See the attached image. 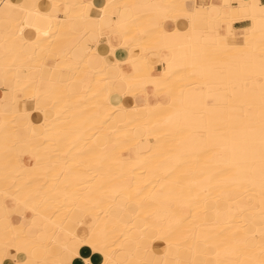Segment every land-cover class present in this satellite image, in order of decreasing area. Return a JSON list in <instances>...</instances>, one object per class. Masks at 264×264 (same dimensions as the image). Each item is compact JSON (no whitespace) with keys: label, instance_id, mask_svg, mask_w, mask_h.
Masks as SVG:
<instances>
[{"label":"bare ground","instance_id":"obj_1","mask_svg":"<svg viewBox=\"0 0 264 264\" xmlns=\"http://www.w3.org/2000/svg\"><path fill=\"white\" fill-rule=\"evenodd\" d=\"M104 1L110 5L107 17L124 22L122 28L113 24L111 29V36L121 37L119 46L111 44L108 29L101 34L93 23L105 15V5L98 8L94 0H10L38 5L44 13L51 12L53 4L60 6L61 14L54 13L56 19L38 21V43H25L27 35L24 40L12 35L15 26L5 24L0 6V30L10 47L7 53L0 51V79L7 89L3 100L13 104L12 110L5 111L0 100V208L5 210L7 192L9 199L17 197L31 211L39 229L44 228L43 236L30 235L25 214L19 215L18 223L0 226L1 260L6 264L7 240L21 249L19 260L57 264L87 235L91 242L106 247L113 264H154L148 255L156 253L157 242L164 248L159 252V264L190 258L214 264L215 251L205 248L202 238L220 233L230 237L232 229L224 221L231 219L233 225H239L240 216L229 208L249 200L259 205L260 195L258 183L218 185L235 169L226 168L217 158L219 149L201 150L200 129L206 121L227 114L218 111L210 116L207 108L222 110L224 101L205 104L204 98L222 95L216 85L224 80L230 82L228 92L235 93L229 107L239 106L247 93L242 87L248 84L245 69H258L264 31L257 22L255 30L247 32L251 23L236 27L235 22L240 21L236 20L229 32L233 11L222 6L234 8L251 0H223L216 5L212 0L215 11L198 0H190L192 8L187 6L189 0ZM4 2L0 0V5ZM120 9L129 16L120 15ZM9 15L19 13L9 9ZM85 15L91 20L82 19ZM180 19L187 21L186 29L179 28ZM24 32L35 40L33 28ZM91 35L109 39V53L102 55L99 67L88 62L100 45L96 39L83 61L77 62L71 55ZM131 49H138L139 55H130ZM194 51L203 55L193 57L190 53ZM170 63L173 67L168 70ZM46 66L73 76L61 81L47 79L42 75ZM201 85L208 88L202 92ZM255 87L258 97V85ZM150 94L154 99L146 100ZM181 96L183 104L173 103ZM26 101L32 103V109L23 107ZM185 111L190 117L187 127ZM33 114L41 118L38 125L44 132L40 135L33 133ZM237 131L241 134L236 141L238 159L243 163L246 132L243 125ZM107 137L111 140L105 141ZM24 142L35 156L32 166L24 164L18 150ZM210 185L211 193L205 198L201 189ZM222 191L235 196L225 198ZM197 193L200 198L192 205L193 216L186 218L182 205ZM14 214L16 210H10L6 218ZM244 216L254 217L255 222L247 232L237 233L241 249L259 244L258 236L245 240L260 227L258 208ZM192 234L199 238H188ZM217 250L223 264L235 259L231 246L221 245ZM97 254L103 264L104 253Z\"/></svg>","mask_w":264,"mask_h":264},{"label":"snow or ice","instance_id":"obj_2","mask_svg":"<svg viewBox=\"0 0 264 264\" xmlns=\"http://www.w3.org/2000/svg\"><path fill=\"white\" fill-rule=\"evenodd\" d=\"M4 9L5 24L8 26L14 25L15 30L12 35H18L21 40L27 35L28 39L24 40L25 43L31 41L32 43H38L41 34V28L38 21L43 20H53L56 19L54 15L58 5H51L52 11L48 13L41 12L38 5L35 4H14L10 0H6L2 5ZM110 5H105L103 12L104 16H98L97 20L93 21L94 24L98 25L99 32L103 34L105 29L109 30V39H111V29L113 24L116 28H122L124 22L122 20L111 21L107 20L108 8ZM81 7L88 8L91 5H82ZM225 8H230L233 11L232 19L228 22L227 26L229 32L232 31V23L236 20L249 21L251 27L246 31L251 32L255 30L257 22H259L260 28L264 31V0H251L249 3H240L239 5L233 6L225 5ZM9 9L13 10L19 15L10 16ZM194 15V14H193ZM84 20H91L90 16L85 15L82 17ZM167 19V17H165ZM107 21V22H106ZM57 23H62L57 20ZM25 28H33L35 30L36 38L32 40V36L24 32ZM48 32H43L44 36H47ZM166 35V34H163ZM247 46V45H245ZM193 57L197 55H203V52L190 53ZM194 66V61L193 65ZM173 65L169 64V69ZM246 79L248 84L242 87L247 88L246 98L240 102L238 107H229V104L233 101L235 93H229L230 82L220 80L217 82V91L222 93V95H209L204 98V103L208 104L211 101L222 99L224 101L225 107L222 110H217L214 107L207 108V112L210 116H216L218 111L226 113V116H221L220 118L210 119L202 124L200 129V148L202 151H207L211 149H219L216 154L217 158L221 160L225 167L228 169H235V172L230 175H225L221 181H218V185H245L250 184L259 186L260 202L259 205L253 203L251 200L243 205H236L235 207H230L229 211L233 214L240 216L239 225H233L231 219L224 221L225 225L232 229L231 236H225L224 233L218 234L217 237H203V243L205 248H211L215 251L217 260L214 264H223V261L219 259L221 253L217 249L221 246H231L232 255L235 257L230 264H264V51L261 52L259 56V65L256 71H250L245 69ZM256 85H258V97L256 93ZM203 92L207 85L200 86ZM209 91H211L209 89ZM173 103L183 104L184 101L181 97L174 98ZM189 114L187 111L184 112L185 127H187V121L189 119ZM177 119H180V110H177ZM243 125L246 135L244 136V162L241 163L238 159V147L237 138L241 135L237 128ZM205 198L211 193V185L201 189ZM5 204L4 209L7 216L10 210H20V205L23 203L17 197H11V208L8 203V193L5 192ZM159 195H165V193L160 192ZM221 196L232 199L235 196L234 192L222 191ZM199 193L196 195H190L189 200L185 201L183 206L185 217L191 218L193 216V203L199 200ZM206 202V201H205ZM26 208V205H25ZM259 211V229L252 233L247 239H255L259 237V244H251L245 246L244 249L238 246L241 240L238 238L237 233L240 231L247 232L249 225L255 222V218H246L244 213L256 210ZM35 211L34 209H32ZM22 214V211L20 212ZM217 223H219L217 221ZM196 227H201L197 225ZM190 239H198L195 234H192ZM213 239L215 243H209V240ZM81 245L90 246L93 253L102 252L104 253L103 264H113L109 259L106 251V247L102 244L91 242V238L85 235L81 238L77 245L71 249L70 255L57 262V264H73L72 257L78 259V264H94L96 257L90 256L87 248L82 249ZM258 247V252L256 251ZM15 248L17 254L20 253L21 249L15 245L8 243L7 240L4 244V255L8 256L10 249ZM14 264H32L30 260H19L17 257H12ZM0 264L3 261L0 260ZM139 264H146L144 261H140ZM176 264H209L208 261H197L195 258H190L186 261H177Z\"/></svg>","mask_w":264,"mask_h":264},{"label":"crops","instance_id":"obj_3","mask_svg":"<svg viewBox=\"0 0 264 264\" xmlns=\"http://www.w3.org/2000/svg\"><path fill=\"white\" fill-rule=\"evenodd\" d=\"M228 1L229 0H225V2H228ZM236 1H238V0H236ZM213 2H214V5H216V4H219V3L223 2V0H213ZM94 3H95V5L98 8H101L102 6L105 5V1L104 0H94ZM198 4L208 5L209 7H211L212 11H215V10H213V9H215L214 8L215 6L214 7L212 6V0H198ZM187 6L189 8H192V3H191L190 0L188 1V5ZM61 11L62 10L59 8V9H57L55 11V13L56 14H61ZM117 11L118 10H116V12ZM94 14L97 15L98 11H94ZM120 15L128 17L129 13L121 11V9H120ZM107 20L114 21L112 17H107ZM247 24H248L247 21H237V22H235V26L236 27H243L244 25H247ZM178 26L181 29H186L188 27V23L184 19H180L179 22H178ZM95 39H96V41L100 42V45H98L97 52L96 53H92L89 56V61L88 62L93 67H99L100 65H102V62H103L102 61V55H106V54L109 53L108 46H107L109 39H107V37H104V38L100 39L99 37H96L95 35H91L90 38H89V41H85V43H83L81 46H75L72 49L71 55L73 56V58L75 57L74 58L75 61L80 62V61H83L84 59H86L88 57L87 50L91 46L90 45L91 43L96 42ZM110 42L114 46H119L121 44V42H122L121 41V37L119 35H112L111 39H110ZM9 50H10L9 45L4 41V33H3L2 30H0V51L2 53H7ZM134 52L136 54H133ZM39 55L42 56L43 52H39ZM130 55H132V56L139 55V50L138 49H131L130 50ZM124 66L127 67L126 65H124ZM44 69H45V71H44ZM44 69H43L42 75H43V77H45L47 79L48 78L49 79L50 78H55V79L61 81V80H69L73 76L72 73H67L66 71H63V70L60 71V72H58L57 70L54 71L52 68L50 69L49 66H46ZM67 77H69V78H67ZM6 90L7 89L5 87L4 82L0 79V100L1 101L4 98ZM152 99H154V95L150 94L147 97L146 100H152ZM6 103H8V104H6ZM23 107L25 109H29L30 110V109H32V103L26 101V102L23 103ZM2 109L5 110V111H10V109L11 110L13 109V104L10 103L9 101L3 100L2 101ZM33 119H34V123H36L34 125V127H33V133L35 135L42 134L44 132V130H43V128L40 125H38V124H40V121H41L40 116L38 114H33ZM0 121H1V116H0ZM18 150L22 154L23 162H24V164L26 166H32V165H34L36 163L35 156L32 155L31 148H30V146L27 143L24 142V143L20 144L18 146ZM8 203H9L10 208H11V199H8ZM21 211H22V214H25V219H24L25 223H28V221H30L26 225L28 233L30 235L43 236L44 228L39 229L38 228L39 222L36 220V218H34V217L31 218V211L25 210L21 205H20V210H16V214H14V216L12 218H9V220L7 219L8 217L6 216L5 210L0 208V226L5 225L9 221L10 222H14V223H18L20 221L19 215H22V214H20ZM30 218H31V220H30ZM68 240H69L68 238L63 237L62 241L65 242V243H67V242L69 243ZM73 245H74L73 247L76 246L75 244H73ZM81 248L82 249L87 248V251H89L88 253L90 254V256L96 257V259L94 260V264H101L102 263L101 256L99 254H97V253H93L90 247L82 245ZM155 248H156V250H155L156 253L153 254L151 252L148 255V259H149V261L152 260L151 262L154 263V264H159V262H160L159 252H162L164 248H163L162 244L159 243V242H157L155 244ZM12 257H17V253L14 250H10L8 258L6 260V264H14V262L12 261L13 260ZM0 260H1V257H0ZM72 261H73V264H78V259L76 257L73 258Z\"/></svg>","mask_w":264,"mask_h":264},{"label":"rangeland","instance_id":"obj_4","mask_svg":"<svg viewBox=\"0 0 264 264\" xmlns=\"http://www.w3.org/2000/svg\"><path fill=\"white\" fill-rule=\"evenodd\" d=\"M41 56V55H39ZM111 140L110 137H107V139H105V141ZM200 258H203L202 256H200Z\"/></svg>","mask_w":264,"mask_h":264}]
</instances>
